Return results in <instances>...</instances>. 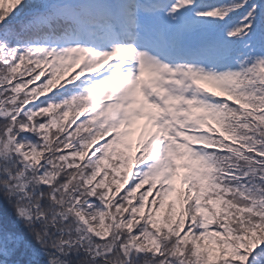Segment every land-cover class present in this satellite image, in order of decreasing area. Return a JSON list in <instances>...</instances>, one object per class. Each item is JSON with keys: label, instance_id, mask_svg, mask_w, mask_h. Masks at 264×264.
<instances>
[{"label": "snow or ice", "instance_id": "obj_1", "mask_svg": "<svg viewBox=\"0 0 264 264\" xmlns=\"http://www.w3.org/2000/svg\"><path fill=\"white\" fill-rule=\"evenodd\" d=\"M0 264H264V0H0Z\"/></svg>", "mask_w": 264, "mask_h": 264}]
</instances>
